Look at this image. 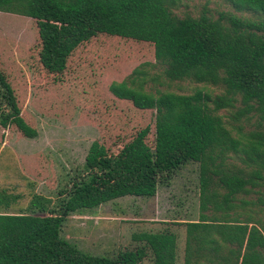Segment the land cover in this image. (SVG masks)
Here are the masks:
<instances>
[{"label": "trees", "instance_id": "1", "mask_svg": "<svg viewBox=\"0 0 264 264\" xmlns=\"http://www.w3.org/2000/svg\"><path fill=\"white\" fill-rule=\"evenodd\" d=\"M227 1L259 17L230 10L180 16L173 10L178 0H0V11L37 21L40 61L50 73H63L79 45L109 34L154 44L156 63L170 80L223 89L153 91L144 66L155 62L114 81L116 97L157 110L155 145L148 142L150 126L116 154L95 141L86 156L88 176L60 189L54 207L40 197L39 212L0 210V264H264V127L246 132L229 124L254 113L264 121V0ZM235 107L229 120L220 113ZM0 121L38 136L1 67ZM232 153L244 166L229 162ZM190 159L201 162L202 219L123 221L114 256L86 253L61 236L72 213L127 195L154 196ZM10 195L0 186V207L10 205ZM211 207L212 215L205 214Z\"/></svg>", "mask_w": 264, "mask_h": 264}, {"label": "rangeland", "instance_id": "2", "mask_svg": "<svg viewBox=\"0 0 264 264\" xmlns=\"http://www.w3.org/2000/svg\"><path fill=\"white\" fill-rule=\"evenodd\" d=\"M173 10L180 16L230 10L259 17L254 12L237 11L227 0H178ZM41 47L35 19L0 11V67L17 93L23 116L38 130L37 137L29 138L15 125L0 121V186L11 194L10 205H1L2 211L33 208L39 212L34 202L40 197L50 209L58 204L60 189L88 176L86 156L95 141L116 154L140 129L150 126L148 142L155 145L157 110L139 109L110 90L114 81L126 79L146 62H155L144 66L147 86L153 91L192 93L202 88L212 95L223 91L221 86L189 79L170 80L164 67L156 63L154 44L146 41L99 34L75 49L61 74L44 68ZM237 109L232 108L231 114L228 110L220 113L229 120ZM229 124L246 132L264 127L257 113L250 118L231 117ZM229 162L244 166L233 153ZM201 191V162L190 159L163 179L154 196L127 195L72 213L61 236L86 253L114 256L120 250L123 221L202 219ZM212 213L213 207L205 214Z\"/></svg>", "mask_w": 264, "mask_h": 264}]
</instances>
